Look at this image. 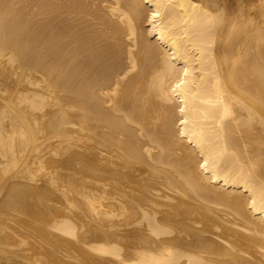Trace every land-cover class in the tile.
Here are the masks:
<instances>
[{
  "label": "bare ground",
  "instance_id": "bare-ground-1",
  "mask_svg": "<svg viewBox=\"0 0 264 264\" xmlns=\"http://www.w3.org/2000/svg\"><path fill=\"white\" fill-rule=\"evenodd\" d=\"M0 264H264V0H0Z\"/></svg>",
  "mask_w": 264,
  "mask_h": 264
}]
</instances>
